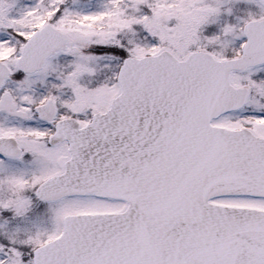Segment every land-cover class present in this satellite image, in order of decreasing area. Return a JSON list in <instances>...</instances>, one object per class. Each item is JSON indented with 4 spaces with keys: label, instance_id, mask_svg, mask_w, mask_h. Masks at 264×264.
Here are the masks:
<instances>
[{
    "label": "snow or ice",
    "instance_id": "obj_1",
    "mask_svg": "<svg viewBox=\"0 0 264 264\" xmlns=\"http://www.w3.org/2000/svg\"><path fill=\"white\" fill-rule=\"evenodd\" d=\"M0 264H264V0H0Z\"/></svg>",
    "mask_w": 264,
    "mask_h": 264
},
{
    "label": "flooded vegetation",
    "instance_id": "obj_2",
    "mask_svg": "<svg viewBox=\"0 0 264 264\" xmlns=\"http://www.w3.org/2000/svg\"><path fill=\"white\" fill-rule=\"evenodd\" d=\"M241 6H243V5H241Z\"/></svg>",
    "mask_w": 264,
    "mask_h": 264
}]
</instances>
